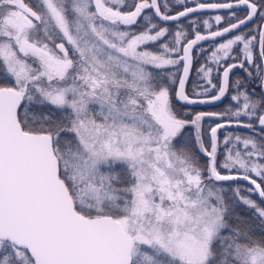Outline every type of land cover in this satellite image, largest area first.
Instances as JSON below:
<instances>
[{
  "label": "snow or ice",
  "instance_id": "obj_1",
  "mask_svg": "<svg viewBox=\"0 0 264 264\" xmlns=\"http://www.w3.org/2000/svg\"><path fill=\"white\" fill-rule=\"evenodd\" d=\"M175 4L0 0V264H264V0Z\"/></svg>",
  "mask_w": 264,
  "mask_h": 264
},
{
  "label": "trees",
  "instance_id": "obj_2",
  "mask_svg": "<svg viewBox=\"0 0 264 264\" xmlns=\"http://www.w3.org/2000/svg\"><path fill=\"white\" fill-rule=\"evenodd\" d=\"M25 2H30V0H25ZM199 2H201V3H225V2H229V0H199ZM187 4H188L189 7L194 6V0H187ZM169 6L171 8V13L170 14H173L176 11L183 10V8L181 6H178V5L175 4V0H169ZM162 11H164L163 8H162ZM228 11L229 10H224V11H203L201 13L195 14V16L197 18H208V17H214L217 14L226 15L228 13ZM231 11L236 12V14L238 16H240V17H243V15L245 14L244 10L242 8H240V9H232ZM189 18L191 19L193 17L190 16ZM257 22L258 21H254L253 24L257 23ZM180 23L185 24V26H187V22L184 19H182L180 21ZM253 24H250L249 27H253ZM161 26H164V25H161ZM168 26L172 27L173 25L170 24ZM221 26H223V25H221ZM201 29H202V25H201L199 30L202 31ZM204 46L207 47L208 46L207 43H205ZM194 55H195V52H194ZM196 66L197 65L194 64V69H195ZM234 75L243 76V72L240 71V70H236L234 72ZM193 79H195V71H193V75H192V77L190 78V81H189V85H188L189 91L191 90V81ZM256 83H258V82H254L249 87H250V89L255 87L256 92L259 93L260 89H259V87H256ZM173 103H174V106H175L176 110L179 113H184V112H187V111H192V112H195V111H219L220 109H222L224 107L225 104L228 103V100L225 99L223 103H221L219 105H216V106H203V107H192V108H185L183 106V104H181L180 102H177L175 99L173 100ZM185 118H189V117H185ZM240 131H241L242 135H251V133L247 132V130H240ZM258 182H259V180H258ZM241 183H243V182H241ZM262 187H264V184H262ZM241 195H247V193L242 192ZM251 198L254 199V200H257L258 203L260 202L257 195H252ZM235 212L250 223V225L253 228V236H254V238L259 239L261 237V229L258 227L259 220L253 217L252 210H250V209L246 208L244 205L240 204V205L236 206ZM229 223L235 225L237 223V221L235 219H231L229 221Z\"/></svg>",
  "mask_w": 264,
  "mask_h": 264
},
{
  "label": "water",
  "instance_id": "obj_3",
  "mask_svg": "<svg viewBox=\"0 0 264 264\" xmlns=\"http://www.w3.org/2000/svg\"><path fill=\"white\" fill-rule=\"evenodd\" d=\"M234 9H236V8H234ZM221 10H227V9H221ZM221 10L206 9L204 11H221ZM180 103L183 104L182 102H180ZM217 105H219V104H217ZM204 106H212V105H204ZM196 107H203V106H196Z\"/></svg>",
  "mask_w": 264,
  "mask_h": 264
},
{
  "label": "rangeland",
  "instance_id": "obj_4",
  "mask_svg": "<svg viewBox=\"0 0 264 264\" xmlns=\"http://www.w3.org/2000/svg\"><path fill=\"white\" fill-rule=\"evenodd\" d=\"M126 2L127 3H131V0H126ZM202 31H205V29L203 28V26H202V29H201ZM213 30H215V27L213 28Z\"/></svg>",
  "mask_w": 264,
  "mask_h": 264
}]
</instances>
